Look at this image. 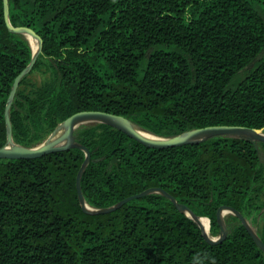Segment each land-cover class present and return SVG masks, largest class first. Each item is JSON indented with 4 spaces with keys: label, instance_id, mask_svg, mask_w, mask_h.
<instances>
[{
    "label": "trees",
    "instance_id": "obj_1",
    "mask_svg": "<svg viewBox=\"0 0 264 264\" xmlns=\"http://www.w3.org/2000/svg\"><path fill=\"white\" fill-rule=\"evenodd\" d=\"M12 26L42 39L10 110L14 143H44L73 114L102 111L163 138L208 126L264 128V0H8ZM29 40L9 30L0 0V148ZM48 76L40 86L33 73ZM78 147L0 159V264H264L238 216L206 241L177 206L210 221L227 207L264 243V142L216 136L170 149L144 146L106 124L75 132ZM176 201V203L171 199Z\"/></svg>",
    "mask_w": 264,
    "mask_h": 264
},
{
    "label": "water",
    "instance_id": "obj_2",
    "mask_svg": "<svg viewBox=\"0 0 264 264\" xmlns=\"http://www.w3.org/2000/svg\"><path fill=\"white\" fill-rule=\"evenodd\" d=\"M4 5H5V20H6L9 30L12 31L13 33L25 36L29 40V42H30V39L35 40L37 42V49L34 50L31 45L32 51H33V58L30 64L16 77L14 81L13 88L10 93L7 107H6V124H7V129H8L7 143L4 147L0 148V159H8V160L36 159V158L44 157L49 154L62 152V151H68L72 148L78 147L79 149L84 151L86 154V160L80 169V172L77 177V182H76L78 197H79V200L85 212H89V213L90 212L91 213L112 212L133 199L141 198L143 196L153 194V193H161V194L166 195L167 197L169 196L166 193H163L162 191L158 189H149L141 194L128 197L124 199L123 201H121L119 205H116L108 209L99 210V209H95L91 207L90 205H88L84 199L82 188H81V175L90 161L91 154L88 148L84 146H78L76 145V142H75V132L83 125L100 124V123L109 125L119 131H122L123 133L127 134L129 137L138 141L144 146L149 147V148H154V149H170V148H176V147H181L185 145H197L203 141H206L216 136L247 137L248 139H251L252 141L264 142V128L255 129V128H248V127H242V126H226V125L208 126L204 128L192 129L181 135L171 137V138L158 137L151 133H149V136H144L141 133V131H144V130L134 126L127 118L123 116H119V115H115V114L107 113V112H102V111H84V112H78L76 114H73L63 123H61L56 128V130L49 136V138L39 146H36L33 148H27V147H22V146L15 144L13 140V135H12L10 110H11L13 100L16 96V93L18 91V88H19V85L22 79L28 73L32 71V69L34 68L36 64L38 55L42 51L43 42H42V39L32 29L12 26L10 22V17H9L8 0H4ZM61 125L65 126V130H64L63 137L59 138L56 136V134H57V130L59 129ZM171 199L176 203V201L172 197ZM177 206L183 213H185L189 218H191L203 231V229L198 223V218H203V217H198L194 215L186 207H181L178 204ZM228 213H232L238 216L239 219L242 221V223L248 227V222L242 215H240L238 212H236L233 209L223 207L218 212V221L222 227L221 235L217 238H214V237H211L210 235H206L203 231L206 241L209 242L210 244L215 245V244L221 243L224 240L227 234L224 217ZM252 235H253V238L256 244L264 251V243L259 239V237L255 233L252 232Z\"/></svg>",
    "mask_w": 264,
    "mask_h": 264
},
{
    "label": "rangeland",
    "instance_id": "obj_3",
    "mask_svg": "<svg viewBox=\"0 0 264 264\" xmlns=\"http://www.w3.org/2000/svg\"><path fill=\"white\" fill-rule=\"evenodd\" d=\"M46 79H48V76L46 74H44L43 72L37 71V72H35V73H33L32 75L29 76L28 82H31L33 85L40 86L43 82H45ZM208 224H209V230H210V222H209V220H208ZM248 227L253 233H255L257 235L258 229H257L256 226H254L252 223L248 222ZM209 235H210V231H209ZM214 238H217V237H214Z\"/></svg>",
    "mask_w": 264,
    "mask_h": 264
},
{
    "label": "bare ground",
    "instance_id": "obj_4",
    "mask_svg": "<svg viewBox=\"0 0 264 264\" xmlns=\"http://www.w3.org/2000/svg\"><path fill=\"white\" fill-rule=\"evenodd\" d=\"M30 43H31L33 49L36 50L37 49V43H36V41L33 40V39H30ZM64 130H65V126L64 125H61L59 127V129L57 130L56 136L59 137V138H62L63 135H64ZM141 133L144 136H149V133H146L144 131H141ZM198 223L201 226V228L203 229L204 233L206 235H209V224H208V220L205 219V218H198Z\"/></svg>",
    "mask_w": 264,
    "mask_h": 264
}]
</instances>
